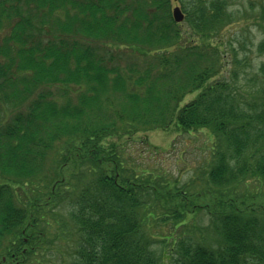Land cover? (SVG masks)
Instances as JSON below:
<instances>
[{
    "label": "trees",
    "instance_id": "obj_1",
    "mask_svg": "<svg viewBox=\"0 0 264 264\" xmlns=\"http://www.w3.org/2000/svg\"><path fill=\"white\" fill-rule=\"evenodd\" d=\"M182 4L197 44L184 46L171 0H0V260L36 253L42 208L68 191L70 264H264V87L245 101L241 84L217 78L233 4ZM110 46L143 52L142 71L115 64ZM173 129L213 145L186 185L133 165L109 139ZM143 144L158 150L148 134ZM73 167L92 178L69 181ZM44 171L53 184L30 198ZM201 212L214 241L191 223Z\"/></svg>",
    "mask_w": 264,
    "mask_h": 264
},
{
    "label": "rangeland",
    "instance_id": "obj_2",
    "mask_svg": "<svg viewBox=\"0 0 264 264\" xmlns=\"http://www.w3.org/2000/svg\"><path fill=\"white\" fill-rule=\"evenodd\" d=\"M171 1L173 9L174 7L182 8V3L187 4L190 0ZM229 1L233 4L235 13L239 14V21L225 26L226 30L222 36L223 42L226 43V47H222L223 68L217 78H224L233 83L237 82L241 84L244 100L251 101L253 96L257 94V91L264 87V45H261L264 42V0ZM180 24L184 32L182 39H186L184 46L191 41L193 44H197V36L190 28V24L186 22V19ZM186 33L190 34L189 38L186 37ZM197 42L200 45L207 44L206 41ZM98 45L104 49L105 44L99 43ZM109 48L110 52L115 51L117 55L114 63L121 65V67H126L124 71L131 67V65L139 66L140 69H138L142 71L145 58L142 54L143 52H138L139 50L134 47L119 49L118 47L110 46ZM105 49L107 48L105 47ZM155 61L156 59L149 60V63H155ZM196 96L197 93L187 95L182 105L193 100ZM146 134H148L150 142L158 148L156 153L147 151L148 145L143 144V138L146 137ZM146 134L141 133L134 137V142L128 141L127 143H125V138H119L121 136L109 139L111 142L117 143L119 147L121 146L125 149L126 156L131 159L133 158L130 162H133V165L142 166L148 171L162 172L170 176V179H175L179 185L188 184L197 174L201 173L203 176L204 170L212 163L213 145L209 134L205 132L185 133L173 129L168 132L150 131ZM52 167V164H48L47 166L48 169ZM73 170L72 175H66L71 182L73 178L75 181H78L79 178H92L90 174L83 172L85 167H73ZM51 177L52 173L50 171H44L40 182L32 187L35 191L29 197L31 198V195H41L47 192V187L54 182L52 178L51 183L48 184ZM17 194L19 201L25 203L23 189H19ZM70 196L72 195L68 191L64 192L63 201L56 207L53 208L49 205V208H42L45 211L42 214H46V217H44L45 220L43 219L38 224V228L40 231L45 232V235L42 236L41 242L37 243L36 253L31 257L29 256L25 260V264H70L74 260L78 240V227L76 228L72 224V219H70V210L72 209ZM57 222H60V224H57ZM191 223H195L199 228H203L202 232L209 239L214 241L218 238L211 216L206 212L198 213L191 220ZM64 229L65 232L62 233ZM156 230L160 231L159 229ZM164 230L168 234L169 230L167 228ZM161 251L159 249L158 252L161 253ZM168 260L166 264H175V262L171 261L172 259Z\"/></svg>",
    "mask_w": 264,
    "mask_h": 264
},
{
    "label": "water",
    "instance_id": "obj_3",
    "mask_svg": "<svg viewBox=\"0 0 264 264\" xmlns=\"http://www.w3.org/2000/svg\"><path fill=\"white\" fill-rule=\"evenodd\" d=\"M173 19L176 23H182L185 19V14L180 7H175L172 12Z\"/></svg>",
    "mask_w": 264,
    "mask_h": 264
},
{
    "label": "flooded vegetation",
    "instance_id": "obj_4",
    "mask_svg": "<svg viewBox=\"0 0 264 264\" xmlns=\"http://www.w3.org/2000/svg\"><path fill=\"white\" fill-rule=\"evenodd\" d=\"M3 258H4V257L1 258L3 264H16V262H15L14 259H10V260H7V259H6V260L4 261L5 258H4V259H3Z\"/></svg>",
    "mask_w": 264,
    "mask_h": 264
}]
</instances>
